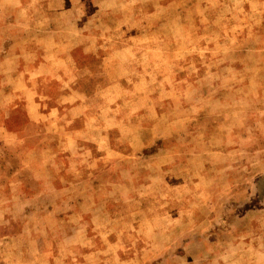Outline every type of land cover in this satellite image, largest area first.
I'll return each mask as SVG.
<instances>
[{"label": "rangeland", "instance_id": "rangeland-1", "mask_svg": "<svg viewBox=\"0 0 264 264\" xmlns=\"http://www.w3.org/2000/svg\"><path fill=\"white\" fill-rule=\"evenodd\" d=\"M0 264H264V0H0Z\"/></svg>", "mask_w": 264, "mask_h": 264}]
</instances>
